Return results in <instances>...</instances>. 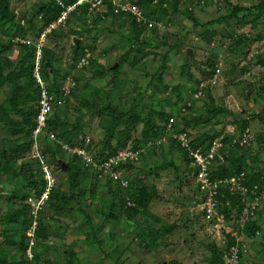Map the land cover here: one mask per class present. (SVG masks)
<instances>
[{
    "label": "rangeland",
    "instance_id": "rangeland-1",
    "mask_svg": "<svg viewBox=\"0 0 264 264\" xmlns=\"http://www.w3.org/2000/svg\"><path fill=\"white\" fill-rule=\"evenodd\" d=\"M136 1L130 0L156 28L154 31L148 27L144 31V37L150 42L135 45L140 50L127 55L132 43L129 39L131 25L126 15L104 17L94 23L89 33L87 30L93 18L85 25L82 18L74 15L65 29L82 32L77 34L82 52L76 60L74 42L61 39L66 36V30L56 31L50 37L47 35L46 46H59L54 62L55 79L63 87L59 96L54 94V108L64 107L71 120L84 118L82 120L87 125L79 134L81 137L90 136L95 147L101 148L105 132L103 125L109 116L104 111L100 118L93 119L91 114L98 105L111 103L123 108L135 107L143 120L151 114L152 124L164 127L162 137L146 140V153L130 175L133 189L135 183H144L150 194L156 190L160 198L154 199L145 210L133 207L127 201L122 203L118 193L109 191V176H100L91 167L86 170V162L82 160L79 165L83 166L84 173L78 178L77 188L73 187L68 174L57 168L49 152L45 159L51 169L56 170L54 177L56 184L58 177L59 193L46 210L33 219L37 224L40 220L43 222L46 238L38 236V231L32 235L30 226H19L14 231L3 220L19 205L13 193L18 188L22 194L29 191L23 181L14 179L9 172L0 177V264H11L20 258L22 250L18 245L21 241H27L28 257L33 260L37 255L40 264H66L69 250L75 251L74 264H163L165 261L166 264H214L210 251L214 244L223 251L226 263L229 258L232 263L264 264V206L255 215L243 211L225 217L223 222L206 215L202 209L205 190L195 180V169L181 140L185 133L192 140L203 132L217 133L223 157L222 150L236 148L238 152L247 153L246 164L256 167L260 162L264 167V123L256 119L244 125L245 120L264 112V15L261 16L264 12L260 13L262 18L255 26L242 24L236 18L228 23L217 22V18L232 10L226 0H180L177 11L166 1L161 4L167 11H161L154 20L144 14L146 9ZM261 1L230 0V3L249 7ZM39 2L11 0V6L20 15L30 18L37 15ZM152 9L154 6L148 11ZM255 13L258 12L255 10ZM34 23L37 29L42 24L37 17ZM4 30L7 29L0 24V40L6 43L10 37L2 35ZM227 31L235 36L242 33L248 38L241 45H233ZM189 48L193 62L187 55ZM87 49L89 61L81 62ZM167 52L169 68L159 80L156 73L162 55ZM121 56H126L124 62H118L117 72L111 74L109 68H113ZM47 84L50 86L49 82ZM208 93L214 98L215 105L226 111L217 113L209 122L182 131L185 118L205 114L211 98H207ZM5 97H12V87L8 84L0 92V102ZM28 101L26 107L38 104V100ZM86 102L97 105L86 106ZM81 109H86L88 114L84 116ZM159 112L169 114V119L174 117L175 122L169 126V121L160 118ZM10 118L14 122L20 120L15 114ZM143 126V123L139 124L133 132L134 137H143ZM46 134L44 132L39 140L43 153L45 140L52 139ZM53 140L61 143V150L57 152L69 160L72 154L64 150L65 142L57 134ZM158 140L160 143L156 142ZM26 141L25 136H13L10 127L0 123V151L14 152L17 144ZM31 149L19 161L26 156L36 160ZM74 190L80 193L77 200L69 198ZM63 194L67 198H61ZM113 202L118 217L108 219ZM135 208L140 212L136 214ZM217 224H222L221 228ZM170 226H173L172 230L165 234L159 230ZM253 226H256L254 232L251 231ZM230 234L239 237L241 243L238 247L228 248L232 241ZM140 241L142 243L138 244ZM234 252H237L235 261L232 260ZM32 264H36L35 259Z\"/></svg>",
    "mask_w": 264,
    "mask_h": 264
},
{
    "label": "trees",
    "instance_id": "trees-1",
    "mask_svg": "<svg viewBox=\"0 0 264 264\" xmlns=\"http://www.w3.org/2000/svg\"><path fill=\"white\" fill-rule=\"evenodd\" d=\"M62 1L64 2L65 6H68L73 5L78 0ZM156 1L157 2H154V0H137L135 3H137L140 7L146 9L147 11L150 7L154 6V9H152L151 11L147 12L146 10H144V14L148 17L153 18L154 20L158 19L161 11H167L166 8H164V6L161 4V2L163 3L168 1L172 4L174 10L177 11L179 9L180 0ZM226 3L228 4V6H232V10L227 14L220 16L215 21L228 23V21L236 18L237 21L241 22L242 24L251 23L255 26L258 23L257 20H261V16L264 15L263 13L260 16V13L264 12V0H262L259 4L249 7L233 5L230 3V0H226ZM116 8L117 7L115 4H113L112 0H106L105 4L102 7V10L92 15L91 20L92 18L93 20L92 23L90 21L91 24L89 25L87 32H91L94 23L96 21L102 20L104 17L114 18L117 16L126 15L131 25V33L129 35V39L132 43V46L127 52L128 55V53L135 52V50L137 49L140 50V48L135 46L138 43L141 44L150 42L149 39H146L144 37V31L148 29V27L151 28L150 30L154 31L156 30V28H154L155 26H148V23L146 22H138L136 16L131 12H124L121 9L119 10V12H115ZM36 9L37 15L30 18H25L24 15H20L18 10H15L11 6V0H0V24L7 29L2 32V35L6 38L10 37V40L6 43L0 40V92L3 90V87L6 84L12 87V97H5L6 99L0 102V123L9 126L13 136L21 135V137L25 136L27 139L25 143L17 144L18 146L14 150V152H10L6 149L0 151V177L2 174H4V172H9L12 174L14 179L23 181L24 187L27 188V191H29L22 194L20 188H18L17 191L13 193L14 197L19 200V205L13 210L9 211L3 218V220L6 221L7 224L12 226V230L14 231H17L21 226L31 227L34 216L29 211L31 204L28 199L30 197L34 199L41 197L43 192H45L47 189V180L44 178V172L40 159L36 158V160H31V158L27 159V156L22 158L21 161H19V159L32 148V134L36 126L35 118L38 112V104H31L29 107H26L25 105L30 102L28 101V99H33L35 101L38 100L40 91V86L33 77V69L37 60V46L35 41H37L40 34L47 26H49L59 18L64 8L60 6L56 2V0H40ZM255 10L258 12L257 14L255 13ZM241 13L242 15H240ZM74 15L82 18L83 24H88L90 19V16L88 15V6L85 4H81L71 12L66 26H60L53 29V31L48 36H52L56 31L68 30L69 33L71 29L65 28L68 26L70 20H72V17ZM188 16L191 15L189 14ZM36 17L39 18L42 22L41 26L38 29L36 28L34 23ZM196 25H199V23L196 22ZM227 32L228 35L233 39V45H241L244 43V40L248 38L242 33L235 36L233 35V33L229 31ZM28 33H31L32 35L31 39L33 40V42L31 44L14 42V39L16 37L27 38ZM74 34L77 36V34H82V32H75ZM258 35L259 37H262L261 34ZM143 39L145 40L143 41ZM81 47L82 45L80 39L78 40V43L74 42V60H76L82 52ZM56 53L57 50L55 46L49 48L45 45L42 48L41 72L46 82L48 81L50 83V91L53 94L59 96L63 85L56 82L55 79L56 75L54 62L55 56H57ZM187 55L191 59L190 62H193V55L190 56L188 52ZM11 56H14L15 59H11ZM167 56L168 52L162 55V63L158 67V72L156 73L159 80H162L163 74H165L167 72V69L169 68ZM125 58L126 56H121L117 62L121 64L124 62ZM5 59H9L8 64L6 63L7 65L5 64V62L7 61ZM209 65L213 67V64L210 62ZM109 69L111 70V74L117 72L116 69L114 71L112 70V68ZM62 80L64 79L62 78ZM210 97V93H208L207 98ZM20 102H23L24 104ZM85 104L86 106L97 105L95 103L92 104L89 102H86ZM97 107L98 109L95 112L96 116L101 117L104 111H107L109 114L108 117L106 116L104 121V138L101 143V148L95 147L92 143V140L90 139V145L87 149L89 153L94 157V160L101 164L105 163L111 157L118 156L121 151H138L137 159H135V157L128 158L125 161H119L118 164V166L124 171L125 176L129 179V184L126 187H122L120 184L116 182L114 183L111 177H108L107 183L111 187L109 191L118 193L120 195V200L122 203L123 201H127V203L132 204L133 207L145 210L149 207L150 203L154 199L160 198V196H158L156 190H154L152 194H150L149 188L144 183H135V188L133 189L134 186L131 187L133 181L130 178V175L132 171H134L136 165L138 164V161H140V159L142 160V156L146 153V140H149L151 138L156 140L157 138L162 137L165 129L164 127L154 126L152 124L151 114H149L147 118L143 120V118H141L140 116V111L135 107L123 108L118 106L117 104L111 103H108L106 105H98ZM83 110L84 109H81L80 111L83 112L82 114H84V116L88 114L87 110H85V112ZM205 111V114H202L198 117L185 118V123L182 131L186 132L187 127L189 126L194 127L200 123L204 124L206 122H209L217 113H223L226 111V109L221 106L215 105L214 98L211 97ZM13 114L19 116L20 120L14 122L12 118H10ZM158 115L160 116V118H165L167 121H169V114H166L165 112H159ZM254 117L256 118L245 120L244 125L247 126L250 120H254L257 118L264 122V112H260ZM82 119L84 120V118L71 120L68 118L65 110H63L62 107L56 106L50 119L48 120L46 129V133H48L49 135L50 133H52L54 135V138H52L51 140L48 139L47 141L44 139L46 148L43 154L46 157L49 152L51 153V155L54 157L57 168L68 174L71 185L76 188L79 183L78 178H80V176L84 173L83 166L79 165L81 158L76 153H71V158H69V160H65L63 156L59 152H57L61 150V147L59 146L61 145V143L58 141L57 143H55L53 139H55V134H57V137L62 140V142H65L64 144H68V146L71 148H74L77 145L83 146V142L86 137H81L79 133L82 132L83 129H85L87 122H84ZM141 123L144 124L141 131V135L143 137H134L133 132L136 131L139 124ZM216 134L217 133L212 134L210 132H203L193 140L188 137L187 133H185L184 135L185 138H189V144L192 147L203 146L207 148L213 143L214 140L217 139ZM227 139H229V137H227L226 140ZM156 142L160 143V140ZM235 149L236 148H233L232 150L221 151L224 155V162L221 160H217L216 164L212 168V177L215 179H224L245 171L247 173V178L246 181H243L244 184H246L250 188H252L256 184L259 186V190H262L264 186V179L262 178L264 167L261 166L260 162H258V165L256 167H254V165L251 163L246 164L247 153L238 152V150ZM84 165L86 166L85 169L89 170L88 168L90 167H88L86 164ZM192 167L193 169H195L194 166ZM53 172L55 175V168H53ZM57 184H55V186L50 189L48 198L45 200V203L43 204L42 209L39 211V214H42L43 211L46 210L48 204L52 201L54 196L59 193L57 191ZM79 195L80 193L74 190L73 192H71L69 198L77 200V198H79ZM243 197L244 195L241 194L240 190L232 192L228 186L220 184L218 186V194L216 196L218 200L219 211L225 214L226 218H230L231 216L237 215L238 213L242 214L241 212H243V209L245 207V200L243 199ZM61 198L65 199L67 197L63 194L61 195ZM130 200L132 201V203H130ZM115 205L116 204H114L113 202V205H111L109 210L110 212L107 215L108 219H116L118 217ZM263 206L264 201L259 206H257L255 210H252L253 212H249L246 214L255 215L256 211ZM136 208L135 213L137 214L140 211H138ZM234 212H236V214H234ZM255 227L256 226L252 227V232H254V230L256 229ZM172 228L173 226L162 227V229L159 230L163 231V234H165L167 232H170ZM239 229L241 230L243 229V227ZM36 231H38V233H36L38 234V236H43L45 238L47 237V234L44 233L43 222L41 220L39 224L36 225L35 232ZM239 233L241 232L239 231ZM23 236H26V232H23ZM231 236L232 237L230 238L229 236V238L232 241L230 242L228 248H230L231 246L238 247L241 243L239 237L235 234ZM141 243V241L138 242V244ZM18 246L21 247L22 254L18 260H14L11 264H32L34 259L36 264H40L37 255L34 256L33 260L28 257V253L26 252L27 241L19 242ZM147 247L150 246L148 245ZM210 251L212 252V260L214 264H227L223 258V251L220 250V248L216 244L210 246ZM74 253L75 251L73 250L67 251L66 264H74ZM178 264L181 263L178 262ZM240 264H244L243 261L240 262Z\"/></svg>",
    "mask_w": 264,
    "mask_h": 264
},
{
    "label": "built area",
    "instance_id": "built-area-1",
    "mask_svg": "<svg viewBox=\"0 0 264 264\" xmlns=\"http://www.w3.org/2000/svg\"><path fill=\"white\" fill-rule=\"evenodd\" d=\"M106 0H78L73 5L65 6L62 0H56V2L64 8L63 12L59 16V18L47 26L43 32L40 34L39 38L36 41L37 46V60L33 69V77L36 82L40 86L39 96H38V112L36 114V126L33 130V146H32V157L39 158L42 164V169L44 172V178L47 180L46 191L43 192L42 196L39 198L30 197L28 201L30 202V213L33 214L34 219L39 215V211L42 209L45 200L48 198L49 191L52 189L55 184V175L53 169L45 159V155L43 154V146L39 142L40 136L44 132H46L48 120L50 119L53 111L54 105L56 103L55 95L50 91L49 85L46 80L42 76L41 72V58H42V48L45 46L46 37L49 35L53 29L66 26L69 16L73 10L76 9L77 6L81 4H85L88 6V15L90 16L89 22L91 21V17L93 14L98 13L102 10L103 5ZM113 4L116 5L115 12H119L121 9L124 12H131L136 16L138 22H146L148 26H153L152 21L145 18L143 12L136 5L133 6L130 0H112ZM154 2H157L154 0ZM16 43H28L31 44L33 42L30 38H21L16 37L14 39ZM90 58V53L88 49L86 53L81 58V62H88ZM175 122L174 117L169 119V126H171ZM51 137L54 138V135L50 133ZM189 139V138H188ZM185 138V135L181 137L183 144L187 147L188 156L191 160L192 165L195 168V180L200 184L201 188L205 190V201L203 204V211L209 217H215L219 221L223 222L225 215L219 212L218 200L216 198L218 194V186L220 184H224L229 187V189L233 192L236 190H240L241 194L244 195L243 199L245 200V207L243 211L245 213L253 212L257 206L264 201V186L262 190H259L258 185H254L252 188L248 187L244 184L243 181H246L247 173L245 171L240 172L239 174H235L231 177H227L224 179H215L212 177V168L216 164L217 160L223 161V156L220 154L219 149L221 146V142L216 139L209 147H192L189 144V140ZM246 140V139H244ZM247 141V140H246ZM90 145V137H86L83 142V146H76L71 148L68 144H63V148L72 154H77L83 162L99 173L100 176H109L113 179L114 182L120 184L122 187H126L129 184V179L125 176L124 171L118 166L119 161H125L128 158L137 159L138 151L130 152L128 150L121 151L118 156H114L109 158L105 163L101 164L94 160L92 154L88 151V146ZM262 178L264 179V172ZM37 222L34 221L31 225L32 235L35 231ZM222 224H217L218 228H221ZM229 231L228 228L226 230ZM28 235L29 232H28ZM237 246H232L234 248ZM30 252V250H28ZM237 256V252L232 254V260L235 261ZM227 263H232L229 258Z\"/></svg>",
    "mask_w": 264,
    "mask_h": 264
},
{
    "label": "crops",
    "instance_id": "crops-1",
    "mask_svg": "<svg viewBox=\"0 0 264 264\" xmlns=\"http://www.w3.org/2000/svg\"><path fill=\"white\" fill-rule=\"evenodd\" d=\"M64 33H65L66 36H62V37H61L62 40L64 39L63 42H67V41H69V40H72V42H75V38L78 39V37L74 34V33H75L74 29H71V30L69 31V33H68L67 31H65ZM72 33H73V34H72ZM31 36H32L31 33H28V37H27V38H30V39H31V38H32ZM78 40H79V39H78ZM77 43H78V42H77ZM45 45H46V43H45ZM57 45H58V44H56L55 47H56L57 52H58V48H59V46H57ZM14 48H15V47H14ZM11 59H15V57H14V56H11ZM8 61H9V59H8ZM263 62H264V61H263ZM117 63H118V62H117ZM117 63H116V64H117ZM262 64L264 65V63H262ZM116 68H117V67H116ZM116 68H115V69H116ZM112 69H113V68H112ZM115 69H113V70H115ZM248 99H249V98H248ZM221 107H222V106H221ZM63 110H64V107H63ZM85 110H86V109H84L83 111L85 112ZM96 110H97V109H96ZM95 112H96V111H95ZM95 112H93V114H91V115L93 116V117H92L93 119H94V117H98V116L95 115ZM257 114H258V113H257ZM255 115H256V114H255ZM255 115H254V116H255ZM254 116H252L251 118H256V117H254ZM99 118H100V117H99ZM257 119L260 120L259 118H257ZM254 120H256V119H254ZM259 122L262 123L263 121L260 120ZM263 123H264V122H263ZM103 126H104V125H103ZM86 137H90V136H86ZM90 138H91V137H90Z\"/></svg>",
    "mask_w": 264,
    "mask_h": 264
},
{
    "label": "water",
    "instance_id": "water-1",
    "mask_svg": "<svg viewBox=\"0 0 264 264\" xmlns=\"http://www.w3.org/2000/svg\"><path fill=\"white\" fill-rule=\"evenodd\" d=\"M78 42V39L77 38H75V43H77ZM188 53H189V55L190 56H192L193 54H192V50L189 48V50H188ZM118 66V63L117 64H115L114 66H113V69H115L116 67ZM165 264H166V261L164 262Z\"/></svg>",
    "mask_w": 264,
    "mask_h": 264
}]
</instances>
